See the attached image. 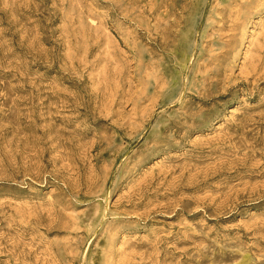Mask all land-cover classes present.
<instances>
[{
    "label": "rangeland",
    "instance_id": "1",
    "mask_svg": "<svg viewBox=\"0 0 264 264\" xmlns=\"http://www.w3.org/2000/svg\"><path fill=\"white\" fill-rule=\"evenodd\" d=\"M0 264H264V0H0Z\"/></svg>",
    "mask_w": 264,
    "mask_h": 264
}]
</instances>
